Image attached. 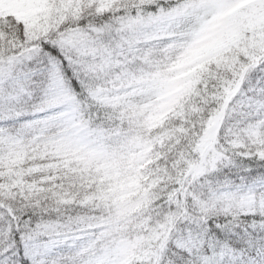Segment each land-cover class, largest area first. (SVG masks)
I'll list each match as a JSON object with an SVG mask.
<instances>
[{
  "label": "snow or ice",
  "instance_id": "obj_1",
  "mask_svg": "<svg viewBox=\"0 0 264 264\" xmlns=\"http://www.w3.org/2000/svg\"><path fill=\"white\" fill-rule=\"evenodd\" d=\"M0 264H264V0H0Z\"/></svg>",
  "mask_w": 264,
  "mask_h": 264
}]
</instances>
